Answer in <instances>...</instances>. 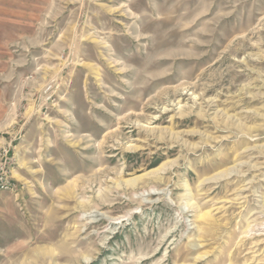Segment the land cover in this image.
Returning <instances> with one entry per match:
<instances>
[{
	"label": "rangeland",
	"instance_id": "374dc122",
	"mask_svg": "<svg viewBox=\"0 0 264 264\" xmlns=\"http://www.w3.org/2000/svg\"><path fill=\"white\" fill-rule=\"evenodd\" d=\"M0 264H264V0H0Z\"/></svg>",
	"mask_w": 264,
	"mask_h": 264
},
{
	"label": "built area",
	"instance_id": "2783aa9c",
	"mask_svg": "<svg viewBox=\"0 0 264 264\" xmlns=\"http://www.w3.org/2000/svg\"><path fill=\"white\" fill-rule=\"evenodd\" d=\"M9 188L10 184L7 177L3 174H0V193L8 191Z\"/></svg>",
	"mask_w": 264,
	"mask_h": 264
}]
</instances>
